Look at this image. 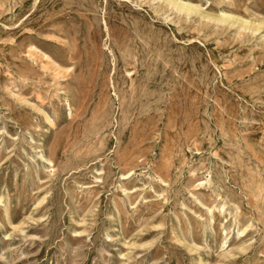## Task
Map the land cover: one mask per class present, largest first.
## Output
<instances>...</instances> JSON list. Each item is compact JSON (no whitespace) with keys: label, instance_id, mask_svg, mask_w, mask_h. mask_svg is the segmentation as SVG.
<instances>
[{"label":"rangeland","instance_id":"obj_1","mask_svg":"<svg viewBox=\"0 0 264 264\" xmlns=\"http://www.w3.org/2000/svg\"><path fill=\"white\" fill-rule=\"evenodd\" d=\"M0 0V264H264V0Z\"/></svg>","mask_w":264,"mask_h":264},{"label":"bare ground","instance_id":"obj_2","mask_svg":"<svg viewBox=\"0 0 264 264\" xmlns=\"http://www.w3.org/2000/svg\"><path fill=\"white\" fill-rule=\"evenodd\" d=\"M169 1L170 3L174 4V5H177L179 6V8H187V9H191L193 6L191 4L188 5V3H183V2H180V1H177V0H167Z\"/></svg>","mask_w":264,"mask_h":264}]
</instances>
